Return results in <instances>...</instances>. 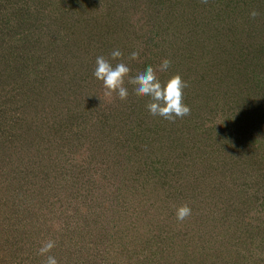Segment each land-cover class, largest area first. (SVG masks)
Wrapping results in <instances>:
<instances>
[{"label":"rangeland","instance_id":"rangeland-1","mask_svg":"<svg viewBox=\"0 0 264 264\" xmlns=\"http://www.w3.org/2000/svg\"><path fill=\"white\" fill-rule=\"evenodd\" d=\"M115 49L190 115L106 96ZM263 116L264 0H0V264H264Z\"/></svg>","mask_w":264,"mask_h":264},{"label":"clouds","instance_id":"clouds-1","mask_svg":"<svg viewBox=\"0 0 264 264\" xmlns=\"http://www.w3.org/2000/svg\"><path fill=\"white\" fill-rule=\"evenodd\" d=\"M207 2V0H203ZM252 19H255L259 13L252 10L249 13ZM111 59L104 56H97L93 76L102 82L105 89V95L111 96L113 93L120 100H126L129 92L125 86L127 83L132 86V90L141 96L148 97L146 104L147 111L154 117H160L170 122H175L177 118H184L190 115V107L184 102V89L188 86L187 82L179 74L169 76L167 79H161L157 75V70L151 65L130 75L131 69L122 61L123 53L115 49L110 53ZM139 57L138 51H133L129 59L136 60ZM121 61L113 64L112 61ZM171 66L168 59L162 60L158 66V71L166 73ZM192 214L191 208L185 204L176 209V218L178 221H184ZM55 241L45 242L39 249V254L45 256V264H59L55 256L49 255L55 247Z\"/></svg>","mask_w":264,"mask_h":264},{"label":"trees","instance_id":"trees-1","mask_svg":"<svg viewBox=\"0 0 264 264\" xmlns=\"http://www.w3.org/2000/svg\"><path fill=\"white\" fill-rule=\"evenodd\" d=\"M251 50V49H250ZM254 50H255V48H254ZM240 51V50H239ZM252 51V50H251ZM245 52H247V51H245ZM248 52H250V51H248ZM240 54V53H239ZM256 55V54H255ZM248 63H250V64H252L253 63V58H252V56H250V53H246V59H245ZM259 61H260V58H259V56H258V60H257V64L259 63ZM260 69L259 70H257V71H252V75H251V80H245L244 79V83H242V84H240L239 85V87H238V89L240 90V92H242V93H244V92H246V94H245V96L246 97H249L248 99H247V104H246V107H251V104H252V101H250V102H248L249 100H252V97H251V95L252 94H254L255 93V89L257 88V86L258 85H262V83H261V79L262 78H259L258 76H260L261 74H260ZM249 92L251 93V94H249ZM249 110H250V108H249ZM263 118H264V116H263ZM264 121V120H263ZM263 121H260L259 122V124L257 125V126H259V125H262V126H264V122ZM252 123V122H251ZM254 125H256V120H254ZM219 133H222V132H219Z\"/></svg>","mask_w":264,"mask_h":264}]
</instances>
